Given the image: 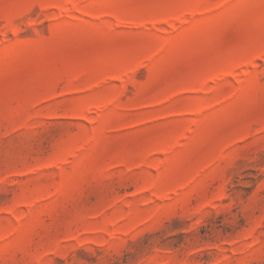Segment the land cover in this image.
Masks as SVG:
<instances>
[{"label":"rangeland","instance_id":"374dc122","mask_svg":"<svg viewBox=\"0 0 264 264\" xmlns=\"http://www.w3.org/2000/svg\"><path fill=\"white\" fill-rule=\"evenodd\" d=\"M0 264H264V0H0Z\"/></svg>","mask_w":264,"mask_h":264}]
</instances>
